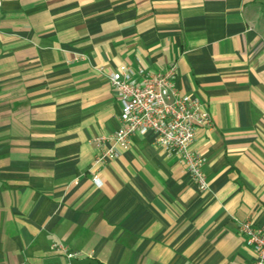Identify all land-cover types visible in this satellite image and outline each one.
<instances>
[{"label": "crops", "instance_id": "crops-1", "mask_svg": "<svg viewBox=\"0 0 264 264\" xmlns=\"http://www.w3.org/2000/svg\"><path fill=\"white\" fill-rule=\"evenodd\" d=\"M0 264H249L238 231L264 225V24L257 0H0ZM176 65L200 191L175 156L120 126L106 75ZM101 69V71H100ZM100 184V186H98Z\"/></svg>", "mask_w": 264, "mask_h": 264}, {"label": "built area", "instance_id": "built-area-1", "mask_svg": "<svg viewBox=\"0 0 264 264\" xmlns=\"http://www.w3.org/2000/svg\"><path fill=\"white\" fill-rule=\"evenodd\" d=\"M106 76L120 103V126L109 137L93 140L99 153L91 166L92 180L98 181L99 169L118 156V149L131 146L133 136L149 134L152 143L183 163L198 189L206 191L208 183L201 171L204 160L192 150V144L196 130L210 127L212 119L200 100L177 92L176 65L156 72L122 66ZM238 231L254 255L249 264H264V225L244 221L239 223ZM51 250L62 254L64 264H73L79 255L61 244H53Z\"/></svg>", "mask_w": 264, "mask_h": 264}, {"label": "rangeland", "instance_id": "rangeland-1", "mask_svg": "<svg viewBox=\"0 0 264 264\" xmlns=\"http://www.w3.org/2000/svg\"><path fill=\"white\" fill-rule=\"evenodd\" d=\"M257 3H258V10H259L258 15L262 23L264 24V0H257Z\"/></svg>", "mask_w": 264, "mask_h": 264}]
</instances>
